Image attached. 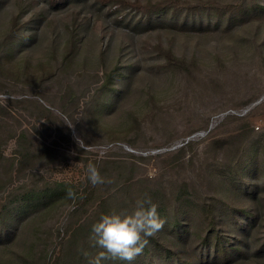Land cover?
<instances>
[{
	"label": "rangeland",
	"instance_id": "rangeland-1",
	"mask_svg": "<svg viewBox=\"0 0 264 264\" xmlns=\"http://www.w3.org/2000/svg\"><path fill=\"white\" fill-rule=\"evenodd\" d=\"M136 1L160 0H65L58 6L0 0V204L23 185L67 180L82 190L89 164L105 179L79 215L67 200L49 210L13 211L11 227L0 230V264H88L99 249L89 239L91 226L103 214L131 212L138 193L175 194L182 187L195 202L220 200L236 209L221 212V228L237 244L243 235L235 230L249 218L241 209L261 215L250 252L264 243V192L255 203L246 193L254 184L264 187V13L229 20V5L238 0H206L223 13H189L182 3L178 14L153 16L147 24L127 3ZM15 20L23 37L6 53L12 38L5 33ZM117 64L127 77L106 83L105 73ZM242 126L246 136L254 128L260 143L239 165L230 162L245 141ZM188 139L193 143L183 148ZM222 139L225 151L213 142ZM237 167L241 175L232 177ZM185 210L179 217L192 222L190 238L177 234L170 216L162 217L163 229L126 264L179 263L164 251L177 250L180 236L183 258L215 264L201 260L208 251L197 233H204L202 217L190 204ZM234 264H264V256Z\"/></svg>",
	"mask_w": 264,
	"mask_h": 264
},
{
	"label": "trees",
	"instance_id": "trees-1",
	"mask_svg": "<svg viewBox=\"0 0 264 264\" xmlns=\"http://www.w3.org/2000/svg\"><path fill=\"white\" fill-rule=\"evenodd\" d=\"M49 4L52 6H58L65 0H48ZM108 1V0H105ZM111 1V0H109ZM183 0H160L157 2L151 1L150 3L143 2H127L134 9L139 11L141 14H144L147 17V24H150L153 16H159L164 13L178 14L180 10L186 4L189 13H195L201 9H215L219 12V14L223 13V9L221 6H217L218 4L212 1L206 0H197L196 2H182ZM183 3V4H182ZM259 10L261 13H264V5L256 4L253 0H238L234 4L229 5V20L233 18L240 17L241 15L253 11ZM142 20L136 22V26L141 24ZM15 20L13 22V27L10 28L6 33L5 37L12 38V42L10 46L7 48L6 53H11V51L15 48L19 40L23 37L21 36V27L16 23ZM19 44H24L20 41ZM172 52V51H171ZM170 63L173 65H180V60L178 58H172L169 56ZM127 77L126 70L122 69L121 65H115L110 71L106 72L104 78H108L106 83H110L112 78H124ZM248 127L250 124L248 123ZM245 126L241 127L239 130V135H242L245 138V141L242 142L241 149H239L235 154L234 158L230 163L236 162L239 165L242 164L243 161H248L251 159L253 154V149L257 148V143H260L259 140L255 139V130L254 128L250 129V134L245 135ZM215 145L219 150L225 151L227 139L215 140ZM193 143V140L188 139L183 142V148L189 146ZM232 143H229V146ZM4 156L2 150H0V165L4 160ZM241 175L240 167L233 168V176ZM68 190H72L74 193V197H68ZM99 188L96 185H93L88 179L87 184L84 189L79 190L77 184L73 181L67 180H54L52 182L45 183L43 185H35V186H18L12 190H10L7 194V198L4 202L0 204V230L2 228L9 229L14 221L13 211L17 210V214H27L30 212V209L33 207L40 206L43 210H49L54 207L57 202L67 200L70 202H74V208L72 212L74 215H79L78 213L82 212L87 204H89L92 200L97 196ZM187 189L182 187L179 192L175 194H171L170 192L161 191L160 195H155L150 192L138 193L134 200L143 199L145 196L151 198V201L157 205V211L160 218L170 216L171 223L174 228L178 229L177 234H185V239L187 237L190 238L189 234H193L192 222H183L179 216L187 215L186 207L190 204L196 210V214L202 217V230L204 234L201 236L202 243L207 246L208 251L204 256H201V260L207 262H213L215 264H230L236 263L248 255L251 256H264V243L262 245L254 246L255 251L250 252V248L253 247L251 245V236L254 234V227L259 223L260 216L258 213L253 212L249 209H241L244 213H248V221L242 226L236 228L235 234L243 235L241 238L240 244L233 242L228 236L226 232L223 233V229L221 228L223 219L221 217L222 211H229V205L224 201H213L212 203L207 204L206 202H195V199L190 195V193L186 192ZM247 194L250 196L252 203H255L257 199L260 198V193L264 192L260 191V188L254 184L251 188L246 190ZM158 196V197H157ZM106 196L101 202L106 201ZM236 209H231L229 212L233 213ZM113 212V211H111ZM110 212V213H111ZM115 212H118L115 209ZM190 218L188 220H192L194 216L192 214L190 216H186ZM163 219V218H162ZM222 222V223H221ZM83 221H79L77 226L80 229L83 225ZM219 223H221L219 225ZM77 228H74L76 230ZM181 229V231H179ZM180 238L174 243V247L178 246L177 250H173L168 248L165 250L166 258H171L176 256L178 258L179 263L177 264H192L193 260L191 258H183L181 253V244L184 242L183 238ZM156 239V238H155ZM99 248V247H98ZM213 249V253L210 251ZM103 251V249L99 248L95 253H93L94 257L98 255L99 252ZM212 253V254H211ZM93 255L91 257H93ZM120 264H126L127 261H122L117 259Z\"/></svg>",
	"mask_w": 264,
	"mask_h": 264
},
{
	"label": "clouds",
	"instance_id": "clouds-1",
	"mask_svg": "<svg viewBox=\"0 0 264 264\" xmlns=\"http://www.w3.org/2000/svg\"><path fill=\"white\" fill-rule=\"evenodd\" d=\"M88 178L93 185L105 183L95 164L88 166ZM111 182V181H109ZM68 197H74L68 190ZM165 221L159 217L157 205L145 196L136 201L131 212H111L103 214L91 226L90 241L94 247L103 251L88 259V264H101L104 260L133 261L142 254L149 237L154 236L164 227ZM86 257L87 253L84 254Z\"/></svg>",
	"mask_w": 264,
	"mask_h": 264
}]
</instances>
